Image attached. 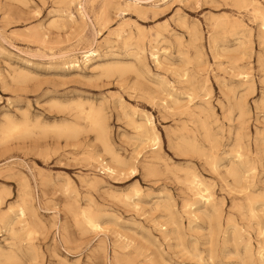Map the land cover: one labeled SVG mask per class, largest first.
Instances as JSON below:
<instances>
[{
  "label": "rangeland",
  "instance_id": "rangeland-1",
  "mask_svg": "<svg viewBox=\"0 0 264 264\" xmlns=\"http://www.w3.org/2000/svg\"><path fill=\"white\" fill-rule=\"evenodd\" d=\"M238 1L0 0V129L30 127L0 144V264H264V0Z\"/></svg>",
  "mask_w": 264,
  "mask_h": 264
},
{
  "label": "bare ground",
  "instance_id": "bare-ground-1",
  "mask_svg": "<svg viewBox=\"0 0 264 264\" xmlns=\"http://www.w3.org/2000/svg\"><path fill=\"white\" fill-rule=\"evenodd\" d=\"M62 1V0H61ZM68 4H69V6L72 8L73 6H75V3L77 2V4L78 5H80L79 6V10H78V12H79V15H80V17H81V19L83 20V21H87V19H89L90 18V16H89V10H90V7L92 6V4H93V0H65ZM119 1V0H118ZM137 1V0H136ZM238 1V0H237ZM63 2H64V0H63ZM79 2V3H78ZM105 2V1H104ZM133 2H134V0H133ZM132 2V3H133ZM236 2V1H235ZM238 2H240V1H238ZM134 3H137V2H134ZM241 3V2H240ZM248 3V2H247ZM131 4V3H130ZM237 4V3H236ZM250 4V3H249ZM256 4V3H255ZM110 5V4H109ZM120 5V4H119ZM126 5V4H125ZM239 5V4H238ZM242 5V4H241ZM246 5V4H245ZM248 5V4H247ZM253 5H254V3H253ZM127 6H128V4H127ZM131 6V5H130ZM129 6V7H130ZM134 5L132 4V7H133ZM249 6H251V5H249ZM257 6V5H256ZM105 7V6H104ZM116 7H117V5H116ZM136 7V6H135ZM137 7H139V6H137ZM142 7V6H141ZM246 7V6H245ZM254 8H255V6H253ZM253 8V9H254ZM149 9V8H148ZM256 9V8H255ZM261 10V9H260ZM102 11H103V9H102ZM258 11V10H257ZM105 11H103V13H104ZM260 13V12H259ZM103 16V15H102ZM227 16V15H226ZM70 17H71V19H73V16L72 15H70ZM104 17V16H103ZM103 17H102V19H103ZM105 17H106V15H105ZM263 18H264V14H263ZM235 19V18H234ZM68 20V19H67ZM220 20V19H219ZM101 21V20H100ZM106 23L105 24H108L110 21H108V23H107V21L106 20H104ZM213 21V20H212ZM235 21H236V19H235ZM129 22V21H128ZM220 22V21H219ZM224 24V23H223ZM210 26V25H209ZM262 27H264V23H263V26ZM223 28H224V26H223ZM219 29V28H218ZM239 29V28H238ZM77 32V31H76ZM116 33V32H115ZM198 34V33H197ZM263 34H264V31H263ZM244 35V34H243ZM130 36V35H129ZM129 36H127V38L129 37ZM197 36V35H196ZM251 36V35H250ZM22 37V36H21ZM38 37V36H37ZM36 37V38H37ZM72 37H73V35H72ZM130 37H132V36H130ZM263 37H264V35H263ZM129 39V38H128ZM144 39V38H143ZM263 40V39H262ZM128 41V40H127ZM242 41H244V40H242ZM26 42H27V40H26ZM124 42V41H123ZM45 43V42H44ZM249 43H250V41H249ZM263 43H264V41H263ZM95 44V43H94ZM94 47V46H93ZM52 48V47H51ZM99 50H94V49H89V50H87V51H84V52H82L81 54L82 55H84V57H83V59H85V61H83L84 63H86V64H89L92 60H94L95 58H97L98 56H99V52H98ZM80 52V51H79ZM133 53V52H132ZM237 53H238V51H237ZM240 53V52H239ZM241 54V53H240ZM261 54V53H260ZM262 55V54H261ZM45 57V56H44ZM258 58H259V56H258ZM261 58V57H260ZM78 61H79V59H78ZM159 62V61H158ZM157 62V63H158ZM74 63H76V61L74 62ZM236 63V62H235ZM200 64V63H199ZM237 64H238V61H237ZM75 66V65H74ZM133 66V65H132ZM110 67V66H109ZM124 67V66H123ZM135 67V66H134ZM133 67V68H134ZM100 68V67H99ZM110 68H112V67H110ZM92 69V68H91ZM124 69V68H123ZM135 69V68H134ZM108 70H111V69H108ZM125 70V69H124ZM112 71V70H111ZM134 71V70H133ZM132 71V72H133ZM103 72V71H102ZM135 72H136V70H135ZM188 73V72H187ZM244 73V72H243ZM109 74V73H108ZM120 74H122V73H120ZM137 74V73H136ZM181 74H183V73H181ZM110 75H111V73H110ZM137 75H139V74H137ZM179 75H180V73H179ZM189 75V74H188ZM239 75H240V72H239ZM243 75V74H242ZM204 77V76H203ZM238 77V76H237ZM139 78H140V75H139ZM192 78H193V76H192ZM141 79H142V77H141ZM190 79V78H189ZM93 80V79H92ZM144 80V79H143ZM187 80V79H186ZM180 81V80H179ZM185 81V80H184ZM189 80H187V81H185L186 83L188 82ZM161 82V81H160ZM191 81H189V83H190ZM148 83V82H147ZM185 83V84H186ZM193 83V82H192ZM192 83H191V85H192ZM166 84V83H165ZM157 85V84H156ZM183 85V84H182ZM185 86V85H184ZM167 88V87H166ZM184 88V87H183ZM195 88V87H194ZM155 89H159V86H158V88L156 87ZM176 89V88H175ZM167 90V89H166ZM187 91V90H186ZM244 91V90H243ZM188 92H190V91H188ZM197 92V91H196ZM246 93H247V90H246ZM194 94V93H193ZM243 94V93H242ZM165 95V94H164ZM195 95H197V93H195ZM239 95V94H238ZM264 95V94H263ZM242 96V95H241ZM159 97V96H158ZM196 97V96H195ZM161 98V97H160ZM196 99V98H195ZM192 100H193V96H192ZM235 100V99H234ZM88 101V100H87ZM160 101V100H159ZM162 102V101H161ZM179 102V101H178ZM238 102V101H237ZM263 102V101H262ZM83 103V102H82ZM164 103V102H163ZM171 103H172V100H171ZM162 104V103H161ZM160 104V105H161ZM174 104V103H173ZM242 104H244V103H242ZM81 105V104H80ZM163 105V104H162ZM62 106V105H61ZM69 106V105H68ZM177 106V105H176ZM175 106V107H176ZM100 107V106H99ZM166 107V106H165ZM181 107V106H180ZM236 107V106H235ZM101 108V107H100ZM198 108V107H197ZM203 108V107H202ZM242 108V107H241ZM80 109V108H79ZM82 109V108H81ZM81 109H80V111H81ZM85 109V108H84ZM92 109H93V106H92ZM166 109V108H165ZM168 109V108H167ZM199 109V108H198ZM91 110V109H90ZM191 110V109H190ZM202 110V109H201ZM246 110V109H245ZM70 111V110H69ZM72 111H77V110H72ZM71 111V112H72ZM88 111V110H87ZM101 111V112H100ZM99 112L98 111H94V110H91L90 111V113H88L87 114V120L90 122V127H92V128H89V130L91 129H93L94 130V132H96L97 133V137H98V140L100 141V143H101V146H102V148H103V150H104V152L110 157L109 159H110V161H109V163L108 162H106V163H104L103 162V160L102 159H100V157L99 156H96V155H94V154H92V155H90L88 158H90V160H92L93 162H95V163H100V162H103V164L105 165V167H103L104 168V170L110 175V176H115V175H121L122 173H123V170L125 169V168H129L130 167V162H128V160L127 161H125V160H123L121 157H120V154L118 155L115 151H114V149H113V146H112V144L110 143V140H109V137H108V130H107V126H106V124L104 123V121H103V118H101V114H102V110H100ZM192 111V110H191ZM196 111V110H195ZM243 111L244 110H242V113H240V118L242 119V114H243V116H244V113H243ZM89 112V111H88ZM186 112H187V109H186ZM193 112V111H192ZM202 112H204V110L202 111ZM85 113V112H84ZM83 113V114H84ZM101 113V114H100ZM104 113V112H103ZM191 113V112H190ZM145 114V113H144ZM203 115L204 114H207L206 112L205 113H202ZM194 115H195V113H193V117H194ZM78 116L80 117V115L78 114ZM77 116V117H78ZM173 116V115H172ZM206 116V115H205ZM83 117V116H82ZM82 117H80V118H82ZM196 117H198L197 116V114H196ZM83 118H85V117H83ZM240 119V120H241ZM9 121V120H8ZM7 121V122H8ZM24 121H26V120H24ZM80 121V120H79ZM29 122V121H28ZM131 122H132V124H133V122L134 121H132V118H131ZM130 122V123H131ZM39 123V122H38ZM25 124V123H24ZM28 124H31V123H28ZM36 124H37V122H36ZM135 124V127H136V129L137 130H139L140 131V135L143 137V138H145V140H146V142H148V143H150L151 144V146H152V148H153V150H154V152H161V150H162V145H163V143H162V140H161V138H160V136H159V134L157 133V131L155 130V128H154V125H153V122H152V120H150V119H145V122L143 123V124H141V125H138L137 123H134ZM65 126V125H64ZM74 126V125H73ZM43 127V126H42ZM52 127V126H51ZM60 127V126H59ZM203 127V126H202ZM29 129H30V127H28ZM28 128L27 127H25V126H20V125H17V124H15V123H13V122H9L6 126H4V127H2L1 129H0V144H1V142L4 140V139H8V138H12V137H14L15 135H19V134H22V133H24V132H26L27 130H28ZM36 128V127H35ZM40 128V127H39ZM46 128V127H45ZM55 128H56V126H55ZM213 128V127H212ZM33 129V128H32ZM44 129V128H43ZM48 129H49V127H48ZM52 129V128H51ZM50 129V130H51ZM54 129V128H53ZM78 129V128H77ZM184 129V128H183ZM202 129V128H201ZM208 128H206V130H207ZM56 130H57V132H55V133H58V131H62V132H64V133H68V134H72V135H75V133H76V135H77V130H76V128H73V127H69V126H67L66 125V127H63L62 126V128H56ZM33 131V130H32ZM40 131V130H39ZM41 131H42V128H41ZM44 131H45V129H44ZM87 131V130H86ZM213 131V130H212ZM209 132H211L210 131V129H209ZM214 132V131H213ZM27 133V132H26ZM25 133V134H26ZM41 133V132H40ZM182 133V132H181ZM239 133V132H238ZM28 134H29V131H28ZM36 134H37V132H36ZM58 134H56V136H57ZM61 135V134H60ZM64 135V134H63ZM67 136H69V135H67ZM239 136V135H238ZM76 137V136H75ZM210 138V137H209ZM14 139V138H13ZM241 138H239V140H240ZM189 140V139H188ZM209 140V139H208ZM207 140V141H208ZM97 141V140H96ZM135 142H136V140H135ZM209 142V141H208ZM211 142H213L214 143V141L212 140ZM5 143V142H4ZM215 143H217V142H215ZM176 145V144H175ZM212 145V144H211ZM215 145V147H214V149H212V150H215V148H217V145L216 144H214ZM144 146H146V145H144ZM244 147V146H243ZM242 150H243V148H242ZM211 151V150H210ZM200 152V151H199ZM216 152V151H215ZM215 152H213V153H215ZM220 152V151H219ZM242 152V151H241ZM253 152V151H252ZM190 153V152H189ZM198 153V152H197ZM205 153V152H204ZM236 153V152H235ZM90 154V153H89ZM213 155H215V154H213ZM207 157V156H206ZM209 157V156H208ZM242 158V157H241ZM244 158V157H243ZM135 159V158H134ZM253 159V158H252ZM212 160V159H211ZM208 161V160H207ZM229 161V160H228ZM212 162L213 161H211V164H212ZM209 163V162H208ZM230 163H231V161H230ZM145 164V163H144ZM253 166V165H252ZM133 167V166H132ZM214 167V166H213ZM233 168H232V170H231V174L234 176V177H236L235 179H240V172H239V170H238V168H237V166H232ZM226 169H229V168H226ZM213 170H214V168H213ZM254 170V169H253ZM133 171H134V169H133ZM250 172V171H249ZM252 172V171H251ZM153 173H155V172H153ZM254 174V173H253ZM228 176H230V175H228ZM197 178V177H196ZM254 178V177H253ZM242 179V178H241ZM200 181H201V179H200ZM200 181H198L197 179H194V181L193 182H191L192 183V187L191 188H193L196 192H197V194L198 195H201V197H203V198H206V200H207V202H209L210 201V199H211V195H203L202 196V194H204L205 192H206V190H203L201 187H202V183L200 182ZM243 181V180H242ZM237 182V181H236ZM244 182V181H243ZM233 183V182H232ZM240 183H241V181H240ZM237 184H238V182H237ZM189 185V184H188ZM243 185V184H242ZM191 186V185H190ZM242 187V186H241ZM240 187V188H241ZM245 187V186H244ZM255 188V187H254ZM253 188V189H254ZM193 189H192V193H193ZM250 190V189H249ZM249 190H248V192H249ZM246 192H247V190H246ZM254 193V192H253ZM206 194V193H205ZM214 195V194H213ZM242 195V194H241ZM264 197V196H263ZM255 198H256V196H255ZM254 198V199H255ZM259 198V197H258ZM261 198V197H260ZM246 199V198H245ZM244 201V200H243ZM198 202V201H197ZM206 202V203H207ZM211 203H213L212 201H210ZM250 203H251V201H250ZM75 204V203H74ZM205 204V203H204ZM206 205V204H205ZM213 205V204H212ZM212 205H211V207H212ZM215 205V204H214ZM236 205V204H235ZM204 206V205H203ZM77 208V207H76ZM75 208V209H76ZM158 208V207H157ZM214 208V207H213ZM239 208H240V206H239ZM159 209V208H158ZM220 209V208H219ZM222 209V208H221ZM243 209V208H242ZM204 210V209H203ZM251 210H252V206H251ZM72 211V210H71ZM218 211V210H217ZM253 211V210H252ZM198 212V211H197ZM219 212V211H218ZM254 213V212H253ZM20 214H21V218L22 217H25V211L24 210H21V212H20ZM222 214V213H221ZM78 215V214H77ZM94 215V214H93ZM93 215H92V213H91V215L90 214H88V215H85L84 216V219H85V224L86 225H88L89 227H91V228H93V229H97L99 226L97 225V223H96V221L94 220V218H93ZM219 215V214H218ZM34 218V217H33ZM75 218V217H74ZM245 218V217H244ZM12 219V218H11ZM23 219V218H22ZM231 219V218H230ZM251 219V218H250ZM210 220V219H209ZM77 221V220H76ZM235 221V220H234ZM14 223V222H13ZM26 223V222H25ZM14 225V224H13ZM29 227V226H28ZM210 227H212V226H210ZM11 228H13V227H11ZM100 228V227H99ZM258 228H260V227H258ZM212 229H213V227H212ZM19 230V229H18ZM29 230V229H28ZM30 231V230H29ZM33 231V230H32ZM13 233H14V230L12 231ZM260 233H261V231H259ZM264 232V231H263ZM29 233V232H28ZM259 233V234H260ZM263 235V234H262ZM15 236V235H14ZM27 236V235H26ZM257 236V235H256ZM264 236V235H263ZM66 241V240H65ZM264 241V240H263ZM251 248V247H250ZM34 249H36V248H34ZM252 250V249H251ZM8 253V252H7ZM14 253V252H13ZM15 254V253H14ZM254 254V253H253ZM258 254V253H257ZM4 255V254H3ZM16 255V254H15ZM8 256V255H7ZM253 256V255H252ZM258 256V255H257ZM6 258V257H5ZM8 258V257H7ZM14 258V257H13ZM262 258H263V256H262ZM2 259V258H1ZM9 259H11V257L9 258ZM254 258H252V260H253ZM119 260V259H118ZM115 261V260H114ZM256 261V260H255ZM262 262H263V260H262ZM256 263V262H255Z\"/></svg>",
  "mask_w": 264,
  "mask_h": 264
}]
</instances>
